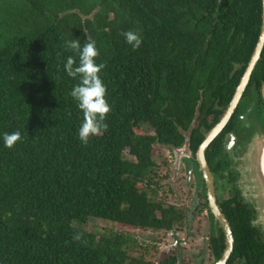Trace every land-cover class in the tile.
<instances>
[{"label":"trees","instance_id":"1","mask_svg":"<svg viewBox=\"0 0 264 264\" xmlns=\"http://www.w3.org/2000/svg\"><path fill=\"white\" fill-rule=\"evenodd\" d=\"M260 22L261 0H0V264H154L128 255L130 237L81 227L99 219L169 231L182 222V211L152 200L153 147L178 149L187 134L194 154ZM129 30L143 38L138 50L122 35ZM72 38L95 41L112 109L107 130L86 145L70 95L78 79L64 70L69 56L78 63L64 47ZM14 131L22 140L8 149L3 134ZM237 199L218 204L233 235L227 264H260L264 244ZM211 243L217 259L222 234ZM157 264H176V256Z\"/></svg>","mask_w":264,"mask_h":264},{"label":"flooded vegetation","instance_id":"2","mask_svg":"<svg viewBox=\"0 0 264 264\" xmlns=\"http://www.w3.org/2000/svg\"><path fill=\"white\" fill-rule=\"evenodd\" d=\"M263 49L264 45L262 51ZM262 51L247 79L246 84L234 101L233 108H231L230 116L228 117L225 125L214 137V139H218V153L211 158L212 160L207 161L204 151L207 173H203L201 168H199V165L195 160V152L192 155L189 150L185 151L184 149H180V152L178 151L180 153L178 165L181 162L183 163V166L186 169L187 181L191 178V176L193 177V179L195 177V182L193 183L195 197L198 198V200L200 199L201 203H198L197 200L193 203V207H199L201 204V206L206 211L207 217L210 220V231L207 238V249L211 255L212 260L209 264H216L220 260L225 247V236L223 230L219 222L216 221L213 218L212 214L209 212V190L211 191L214 203L218 210V204H220L221 202H232L236 200V198H238L237 202L238 200H240L241 203L244 204L250 211V223L252 227L257 230L258 234H260V239L262 240L261 242L264 244V227L257 222L258 213L255 209L257 201L264 203V165L260 166L261 155H263L264 160V58L262 57ZM248 61L245 64L243 71L239 74L237 83L225 108L222 110L221 114L211 127H213L221 119L224 112L229 107L235 90L245 73ZM254 71L255 75H253ZM249 137L253 139V142H251L252 140L250 141ZM252 143L253 150H247L252 145ZM174 150L176 149L171 150L172 153ZM247 152H257L259 154V156L257 157L259 158V160L254 159ZM256 161H258L259 163L258 166L255 165ZM256 171L263 172V174L261 175V182L259 183L255 182ZM206 178L209 180V190L207 188ZM255 188L260 189L259 194L263 200L256 199L255 196L257 193L255 192ZM220 193L226 194V197H221ZM183 215L184 218H186V214L183 213ZM219 233L222 234L223 248L219 257L215 259L211 251V241L214 238L216 239V236ZM231 236L233 242L232 232ZM262 250V260L260 264H264V246H262ZM231 253L227 257L224 264H227ZM175 256L177 262V255ZM196 264H200V262ZM230 264H241V262L232 261Z\"/></svg>","mask_w":264,"mask_h":264},{"label":"rangeland","instance_id":"3","mask_svg":"<svg viewBox=\"0 0 264 264\" xmlns=\"http://www.w3.org/2000/svg\"><path fill=\"white\" fill-rule=\"evenodd\" d=\"M152 153L156 165L154 182L157 186H153L155 196L151 199L164 207L179 209L186 214L187 219L184 218L169 231L141 230L99 219H89L81 228L96 236L115 233L130 237L134 245L132 243L127 248L128 255L154 264L168 255H177L176 264H209L212 260L207 249L210 220L201 204L193 207V203L198 200L193 186L195 177L193 179L191 176L187 181L183 163L178 165L179 157L170 149L154 146ZM220 196L226 197V194L220 193ZM258 196L261 197L256 194V199ZM199 202L201 203L200 199ZM255 209L258 213L257 222L264 227V206L260 209L256 206Z\"/></svg>","mask_w":264,"mask_h":264},{"label":"clouds","instance_id":"4","mask_svg":"<svg viewBox=\"0 0 264 264\" xmlns=\"http://www.w3.org/2000/svg\"><path fill=\"white\" fill-rule=\"evenodd\" d=\"M122 35L133 51L142 46L143 38L139 32L129 30L123 32ZM64 47L78 56V63L75 56H69L64 65V70L72 79H78V83L72 88L70 95L83 112V123L78 135L80 141L86 145L90 137L100 135L107 130V124L104 121L107 114L112 111L106 100V86L99 75L106 65L96 63L99 51L95 41L85 42L81 45L78 39L72 38L65 41ZM21 140L22 137L19 131L3 134V143L8 149L14 148ZM81 239L82 236L79 233L73 236L75 241L79 242Z\"/></svg>","mask_w":264,"mask_h":264},{"label":"water","instance_id":"5","mask_svg":"<svg viewBox=\"0 0 264 264\" xmlns=\"http://www.w3.org/2000/svg\"><path fill=\"white\" fill-rule=\"evenodd\" d=\"M264 45V0H261V22H260V29H259V33H258V37L255 43V46L252 50L250 59L248 61L247 64V68L245 70V73L240 81V83L238 84V87L235 90V93L233 95V98L231 100V103L229 105V107L227 108V110L224 112L223 116L221 117V119L206 133V135L204 136L202 142L199 144V146L197 147L196 151H195V160L197 161L199 168H201V170L203 171V173H207V166L205 164V158H204V151L207 148V146L209 145V143L214 139V137L217 135V133L222 129V127L225 125L228 117L230 116L231 113V108H233V104L234 101L236 100L237 96L239 95V93L241 92V90L243 89L244 85L247 82V79L251 73V71L253 70L259 56L260 53L262 51ZM193 126V122L191 124ZM250 141L253 142V139L250 138ZM180 149H184L185 151H188V135L186 134L184 136V143L176 150L173 151V154L176 155L177 157H179V152ZM249 151L253 150V143L252 145L247 149ZM179 151V152H178ZM248 154H250L254 159L259 160V158H257L259 156V154L257 152L252 153V152H247ZM261 157V163L260 166L264 165L263 163V155L260 156ZM255 165L258 166L259 163L258 161L255 162ZM259 170V169H258ZM263 174V172H259L256 171V179L255 182L259 183L261 182V175ZM206 183H207V188L208 190L209 188V180L206 178ZM255 192L257 194H259L260 189L259 188H255ZM259 197V196H258ZM258 200L262 199L261 197L257 198ZM256 206L258 209L261 208V206H264V203L257 201L256 202ZM208 208H209V212L212 214L213 218L219 222L224 236H225V247H224V251L222 253V256L220 258V260L216 263V264H224L227 257L229 256V254L231 253L232 250V236H231V231L230 228L227 224V222L225 221V219L223 218V216L221 215V213L219 212V210L217 209L211 191L209 190L208 193ZM261 224V223H260Z\"/></svg>","mask_w":264,"mask_h":264}]
</instances>
